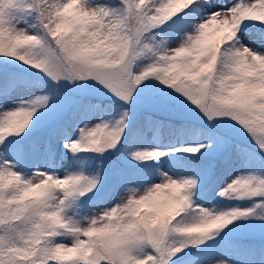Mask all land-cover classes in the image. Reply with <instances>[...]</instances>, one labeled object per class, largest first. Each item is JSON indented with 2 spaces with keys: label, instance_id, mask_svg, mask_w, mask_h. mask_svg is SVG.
I'll return each instance as SVG.
<instances>
[{
  "label": "snow or ice",
  "instance_id": "1",
  "mask_svg": "<svg viewBox=\"0 0 264 264\" xmlns=\"http://www.w3.org/2000/svg\"><path fill=\"white\" fill-rule=\"evenodd\" d=\"M0 264H264V0H0Z\"/></svg>",
  "mask_w": 264,
  "mask_h": 264
},
{
  "label": "trees",
  "instance_id": "2",
  "mask_svg": "<svg viewBox=\"0 0 264 264\" xmlns=\"http://www.w3.org/2000/svg\"><path fill=\"white\" fill-rule=\"evenodd\" d=\"M164 133H161V136H163ZM155 136L154 133L150 134L149 139H153ZM224 174L217 170V172L211 177L208 184L206 185V197L203 202L212 204L214 200L216 199L215 191L214 189H217L219 185L223 182Z\"/></svg>",
  "mask_w": 264,
  "mask_h": 264
},
{
  "label": "rangeland",
  "instance_id": "3",
  "mask_svg": "<svg viewBox=\"0 0 264 264\" xmlns=\"http://www.w3.org/2000/svg\"><path fill=\"white\" fill-rule=\"evenodd\" d=\"M149 137H150V134H149ZM149 137H148V138H149ZM150 140H152V139H150ZM204 203H205V202H204ZM205 204H208V203H205ZM208 205H211V204H208Z\"/></svg>",
  "mask_w": 264,
  "mask_h": 264
}]
</instances>
